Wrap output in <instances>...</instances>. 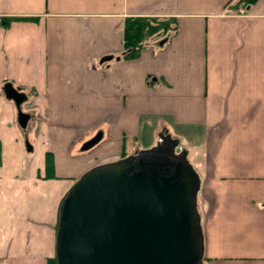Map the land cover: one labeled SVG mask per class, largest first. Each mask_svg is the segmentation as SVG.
Returning <instances> with one entry per match:
<instances>
[{
  "label": "crops",
  "instance_id": "0c3cea01",
  "mask_svg": "<svg viewBox=\"0 0 264 264\" xmlns=\"http://www.w3.org/2000/svg\"><path fill=\"white\" fill-rule=\"evenodd\" d=\"M240 3L0 0V22L12 19L0 23V264H47L74 177L160 136L199 176L201 264H264V0ZM129 18L175 30L126 58ZM7 83L28 92L23 128ZM99 123L104 146L70 157ZM25 128L37 139L28 152Z\"/></svg>",
  "mask_w": 264,
  "mask_h": 264
},
{
  "label": "water",
  "instance_id": "95a60500",
  "mask_svg": "<svg viewBox=\"0 0 264 264\" xmlns=\"http://www.w3.org/2000/svg\"><path fill=\"white\" fill-rule=\"evenodd\" d=\"M2 91L25 127L26 96L8 83ZM176 146L160 136L152 148L97 164L75 180L58 210L55 264H201L199 176Z\"/></svg>",
  "mask_w": 264,
  "mask_h": 264
},
{
  "label": "trees",
  "instance_id": "16d2710c",
  "mask_svg": "<svg viewBox=\"0 0 264 264\" xmlns=\"http://www.w3.org/2000/svg\"><path fill=\"white\" fill-rule=\"evenodd\" d=\"M254 0H241V5L246 6ZM12 19H2L0 22L2 26H6ZM174 20H157L147 18H129L125 22L124 36H123V55L126 58L136 57L139 50L142 49L150 38L153 36L163 35L166 32L175 30V25L172 27ZM169 27H167L168 25ZM171 26V28H170ZM122 157H125L122 155ZM46 170L52 176L53 162L52 156L48 153L46 159ZM57 228V226H56ZM47 264H55V257L48 260Z\"/></svg>",
  "mask_w": 264,
  "mask_h": 264
},
{
  "label": "rangeland",
  "instance_id": "374dc122",
  "mask_svg": "<svg viewBox=\"0 0 264 264\" xmlns=\"http://www.w3.org/2000/svg\"><path fill=\"white\" fill-rule=\"evenodd\" d=\"M167 25H168V23H167ZM167 27H169V25L167 26ZM170 28H171V26H170ZM21 89V88H20ZM18 89L19 91H21V93H23L22 92V90L23 89ZM17 90V89H16ZM23 94H25L26 95V97H27V95H28V92L27 91H24V93ZM29 100H31V98L29 99ZM25 102H23V104H24ZM22 108H23V105H22ZM22 110V109H21ZM32 113H34V112H32ZM15 124L17 125V126H19V124H18V118H17V113L15 114ZM20 127V126H19ZM105 125L103 124L102 125V123H99V124H97V125H95V126H93L92 127V129H90L88 132H87V135L84 137V138H81V139H78V140H75L74 142H72V144L70 145V147H69V149H68V155L70 156V157H72V156H76L77 154H82V153H87V154H93V153H95L96 151H97V149H99V148H101L102 146H104V144H105V142H106V134H105ZM101 130H103L104 131V136L100 139V141H98V143L97 144H95L94 146H92L91 148H89V149H87V150H83V146H84V144L87 142V141H89L91 138H93L95 135H97V134H99V133H101ZM22 134H20L21 136V139H22V147H23V149L25 150V151H27L28 152V147H27V145L28 146H34V143L37 141V139H36V137L32 134V132L30 131V129L29 128H25V129H22V132H21ZM28 141V143L29 144H25V141ZM36 148V147H35ZM128 148V150L129 151H126L128 154L130 153V152H132L131 151V149L129 148V146L127 147ZM149 148H152V147H149ZM148 149V148H147ZM37 150H38V146H37ZM132 150H133V148H132ZM142 150H145L144 148L143 149H141L140 151H142ZM174 152L175 153H180L181 152V150H180V148H178V147H176L175 148V150H174ZM107 161H108V159H107ZM107 161H104V162H107ZM93 167V166H92ZM91 168V167H90ZM90 168H88V169H90ZM87 169V170H88ZM87 170H85V171H83L82 173H80L78 176H76V177H74V180H73V182L75 181V180H77L84 172H86ZM194 170H195V168H194ZM60 178H63L62 176H59ZM69 181H62V183H63V185L61 186L62 188H64L65 186H68L70 183H68ZM72 182V183H73ZM71 183V184H72ZM67 188V187H66ZM68 188H69V186H68ZM67 188V189H68ZM197 208H198V206H199V197L197 196Z\"/></svg>",
  "mask_w": 264,
  "mask_h": 264
}]
</instances>
